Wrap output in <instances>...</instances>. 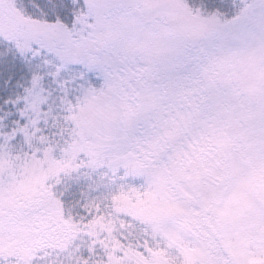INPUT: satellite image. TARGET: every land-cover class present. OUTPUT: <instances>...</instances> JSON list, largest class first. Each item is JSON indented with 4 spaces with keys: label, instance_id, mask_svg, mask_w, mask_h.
Segmentation results:
<instances>
[{
    "label": "snow or ice",
    "instance_id": "6c2138e0",
    "mask_svg": "<svg viewBox=\"0 0 264 264\" xmlns=\"http://www.w3.org/2000/svg\"><path fill=\"white\" fill-rule=\"evenodd\" d=\"M0 264H264V0H0Z\"/></svg>",
    "mask_w": 264,
    "mask_h": 264
}]
</instances>
